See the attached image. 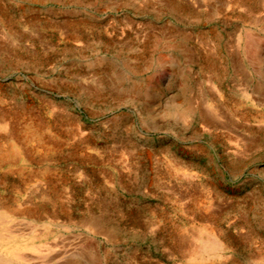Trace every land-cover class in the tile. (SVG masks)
Segmentation results:
<instances>
[{"label": "rangeland", "instance_id": "rangeland-1", "mask_svg": "<svg viewBox=\"0 0 264 264\" xmlns=\"http://www.w3.org/2000/svg\"><path fill=\"white\" fill-rule=\"evenodd\" d=\"M0 264H264V0H0Z\"/></svg>", "mask_w": 264, "mask_h": 264}]
</instances>
